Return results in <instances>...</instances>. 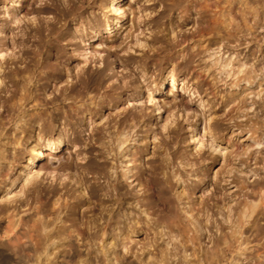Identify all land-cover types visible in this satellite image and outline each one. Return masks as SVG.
I'll return each mask as SVG.
<instances>
[{
	"label": "rangeland",
	"instance_id": "1",
	"mask_svg": "<svg viewBox=\"0 0 264 264\" xmlns=\"http://www.w3.org/2000/svg\"><path fill=\"white\" fill-rule=\"evenodd\" d=\"M205 1L0 0V264H264V0Z\"/></svg>",
	"mask_w": 264,
	"mask_h": 264
},
{
	"label": "bare ground",
	"instance_id": "2",
	"mask_svg": "<svg viewBox=\"0 0 264 264\" xmlns=\"http://www.w3.org/2000/svg\"><path fill=\"white\" fill-rule=\"evenodd\" d=\"M14 2H15V0H14ZM215 2V1H214ZM212 3V2H211ZM203 8H208V0H206L205 1V4L203 5ZM206 12V11H205ZM205 27H207V26H205ZM173 86H176V85H173ZM51 142V141H50ZM53 143V142H52ZM42 153V152H41ZM45 154V153H44ZM110 178V177H109ZM110 182H113L114 183V181L112 180V179H110ZM142 183V182H141ZM108 194V193H107Z\"/></svg>",
	"mask_w": 264,
	"mask_h": 264
}]
</instances>
